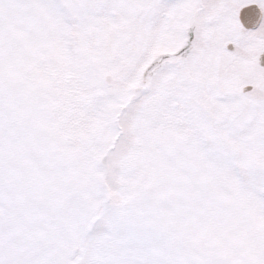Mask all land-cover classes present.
<instances>
[{
	"label": "snow or ice",
	"instance_id": "snow-or-ice-1",
	"mask_svg": "<svg viewBox=\"0 0 264 264\" xmlns=\"http://www.w3.org/2000/svg\"><path fill=\"white\" fill-rule=\"evenodd\" d=\"M0 264H264V0H0Z\"/></svg>",
	"mask_w": 264,
	"mask_h": 264
}]
</instances>
